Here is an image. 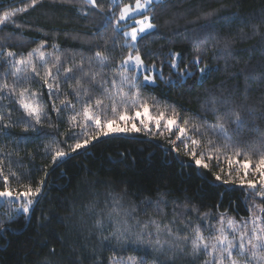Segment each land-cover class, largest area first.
I'll list each match as a JSON object with an SVG mask.
<instances>
[{"label":"trees","instance_id":"16d2710c","mask_svg":"<svg viewBox=\"0 0 264 264\" xmlns=\"http://www.w3.org/2000/svg\"><path fill=\"white\" fill-rule=\"evenodd\" d=\"M31 2L0 0V14L27 8L0 23V53L12 51L16 53V59L31 60L39 65V51L32 56L29 53L40 49L43 42L45 46L40 51L50 55L46 56L47 64L40 68L41 74L60 56L63 61L61 76L64 68L80 64L82 58L84 72L97 75L95 85L81 81L83 88L79 102L75 95L77 80L83 76L79 71L74 79L61 80V91L54 101L48 98L47 88L41 87L43 81L39 77L33 82H16L17 93L25 88L40 92L47 105L46 117L40 125H35L34 120L29 121L35 130L32 127L25 130L23 111L15 102L16 98L8 96V89L0 93V190L4 188V176L9 177L8 185L12 190L21 192L27 187L34 190L41 186L42 180L45 181L30 215L11 204L0 206V264H97L100 260L109 264L113 256H143L145 264H154L153 257L157 253L151 250L144 256L143 248L121 251L114 238L104 240L112 228L106 222L105 230H101L96 227V221L101 214L106 218L112 197L120 198L126 208H132L136 205L146 207L142 201H155L163 196L169 201V219L171 201H176L181 211L185 207L199 210L198 213L190 211L186 217L192 221V226L200 223L199 215L208 213L216 219L212 220L213 231H205L204 235L212 238L218 234L214 229L219 227L220 213L237 221L262 215L259 209L264 207V200L255 193L247 195L239 188L226 191L227 186L216 181L213 175L220 171L219 168L198 172L194 165L186 166L189 157L182 151L179 154L171 152L169 141L158 134L101 136L71 152L77 139L82 142L96 131L94 123L86 121L82 115L83 89H95L91 95L92 104L97 99H103L109 105L113 99L119 103L116 89L110 84L106 85L109 93L101 95V80L111 82L115 79L120 90L128 92V86L120 85V77L121 74L131 77L135 71L122 68L120 64L127 55L136 54V50L124 45L128 38L120 29L113 32V28L121 6L132 4L134 0H118L115 5L112 0H98L96 9L85 0H37L34 7H27ZM152 8L155 9L152 23L157 28L139 40L137 49L144 63L155 65L162 75H155L157 82L141 89L142 99L149 103L154 114L179 112L181 124L184 119H191L193 123H223L228 135L242 142L239 147L245 154L239 159H251L254 168L261 153L252 154L247 145L259 149L260 137L264 136V0H159ZM146 14L153 13L148 10ZM209 19L214 20L215 27L205 31ZM197 40L199 42L194 43ZM200 50H204V57L199 67L209 65L214 71L202 83L198 79L199 71L187 81L179 79L176 70L169 67L172 63L169 54L184 57L179 65L183 69ZM98 51L109 57L103 69L95 60L89 59ZM5 60L6 57L0 56V84L7 83L11 88L14 68ZM31 66H22L21 75ZM4 72L9 74L5 76ZM220 93L230 95L234 101L226 118L204 110V101ZM61 101H70L71 105L58 116L51 110V105L54 102L59 106ZM206 107L210 109L216 105ZM120 110H125V106L121 105ZM76 113H81L78 123L70 125V117ZM237 116L242 121L239 125L234 122ZM111 117V108L106 116L102 114V118ZM85 125L84 134L69 138L70 127L79 132ZM224 142L222 137L218 139V143ZM57 150L69 155L54 162L52 156ZM232 151L230 149L229 154ZM228 178L222 176V179ZM248 178L254 177L249 175ZM259 190L257 188V192ZM147 213L156 215L151 207L147 208ZM141 218L146 217L141 214ZM184 219V216L177 218V227H184ZM207 223L204 221L202 226ZM186 233L191 234L190 228L179 234ZM187 251L191 252L190 241ZM208 259L206 254H201L194 264H204ZM191 260L190 255H181L176 264H189ZM251 264L256 261L252 260Z\"/></svg>","mask_w":264,"mask_h":264},{"label":"snow or ice","instance_id":"6c2138e0","mask_svg":"<svg viewBox=\"0 0 264 264\" xmlns=\"http://www.w3.org/2000/svg\"><path fill=\"white\" fill-rule=\"evenodd\" d=\"M85 2L93 9L98 8V0H85ZM158 2L159 0H143V2L135 0V7L124 4L121 8L118 21L130 18L132 14L136 13H139L142 18L134 21L135 26H132L130 31H124L119 22L113 28V32L120 29L123 31L124 37H130L131 43L125 40L124 45L136 50V55L129 54L121 62L120 67L129 70L135 67L137 72L144 73H151L155 67V65L149 66L144 63L142 54L137 49V44L145 35H151L152 31L157 28V25L152 23V20L155 18V9L152 8V5ZM112 3L115 5L118 3V0H112ZM36 4L37 0H32L31 5L27 7H34ZM26 10L27 8L5 11L3 14H0V23L14 18L16 13ZM148 10H151L153 14L143 15V12ZM101 11L103 10L101 9ZM214 27V20L209 19L204 26V30L208 31ZM209 35H211L210 32ZM198 42V40L194 41V43ZM44 46L42 42L40 49ZM40 49L29 53V56H32L35 52L39 51V65L31 60L16 59V53L12 51L6 54L0 53V56L6 57L5 62L9 63V67L14 68V71L11 72V75L14 77L13 87L9 88L7 83L0 84V93L8 89V96L16 98L15 102L22 109L25 117V130L28 127H32L35 130L34 125L29 121L34 120L35 125L42 123L47 114V105L40 92H33L31 89L25 88L17 93L16 82H33L39 77L43 81L41 87L47 88L48 98L54 101L60 94L61 80L74 79L76 71H79L83 73V76L80 80H77V89L75 90L77 102L80 99V90L83 88L81 81L87 80L92 85H95L96 82L97 74L84 72L83 58L80 64L64 68L63 76H61L60 69L63 67V61L60 56H57L55 64L52 67L45 68L43 74H41L40 68L47 64L46 56L50 54H46L40 51ZM169 55L172 56V63L169 65L170 69L176 70L178 78L184 81L195 77L196 72L199 71L200 76L198 79L202 83L203 79L214 71L209 65H205L203 68L199 67L204 57V50L198 51L196 56L185 64L183 69H180L179 65L183 62L184 57L180 54L170 53ZM89 59L90 61L95 60L101 69L106 67L109 61V57L100 51L96 52L94 57ZM164 63H167V61ZM29 64L32 66L27 68V71L21 75L22 66L27 67ZM8 74V72L3 73L5 76ZM154 83L155 78L153 75H144L143 80H140L137 74H133L131 77L121 74L120 85L126 84L128 86V92H124L120 90L115 79L111 82L101 80L99 82V88L103 90L101 95L109 93V88L106 85L110 84L111 88L116 89V94L119 96V103L113 99L110 105L105 104L103 99H97L95 104L90 103L91 95L95 89L93 87L83 89L85 104L82 109V115L86 121L94 123L96 131L94 135L86 136L82 142L77 139V142L71 146V152L84 148L101 136H109L115 133L130 134L144 132L152 136L158 134L161 138L169 141L171 152L179 154L182 151L185 156L189 157L186 166L192 167L194 165L198 172L200 169L211 171L213 167L219 168L220 171L218 173L214 172L213 175L216 181H220L223 185L227 186L225 188L226 191H235L239 188L240 191H246L247 195L255 193L256 196L264 200V136L260 137L259 142L261 147L259 149L254 145H247L252 154L261 153L253 168L251 159H239L241 155L245 154L244 150L239 147L242 142L233 140L225 131L223 123L208 124L207 121L193 123L191 119H184L181 124V114L175 110L172 111L171 115H168L166 111L152 115L150 111L151 106L147 101L142 99L141 89L147 88ZM132 89H136V91L132 92ZM208 104L216 105V107L209 109L206 107ZM233 104L234 101L230 95L226 96L224 93H220L204 101V110L210 111L213 115L220 114L223 118H226L232 110ZM70 105V101H61L59 106L53 102L51 110L55 111L59 116L60 113L68 110ZM121 105L125 106V110H120ZM109 108H111L112 117L102 118V114L104 116L107 115ZM79 115L81 113H76L70 117V125L78 123ZM234 122L239 125L242 121L237 116ZM86 127L87 125L79 132L70 127L69 138L84 134ZM172 136H175L176 139H171ZM213 136L217 137V139H213ZM221 137L225 141L223 144L218 143V139ZM230 149L233 150L231 154H229ZM68 155L69 153L63 150H57L54 152L52 160L59 162ZM181 163L184 164L185 162L181 161ZM233 173H235L234 178ZM249 175L254 178L249 179ZM222 176L229 178L222 179ZM3 179L4 188L0 190V199H7L10 202L15 200L26 201L21 203L19 208L23 214L30 215L34 210L35 203L42 191L41 186L45 181L42 180L40 182L41 186H37L34 190L31 187H27L26 190L21 192L14 191L9 187L8 176H4ZM257 188L260 189L258 192ZM141 203L146 205V207L136 205L132 208H126L120 198L112 197L111 209L107 213L106 218L104 214H101V218L96 221V227L101 230H105L106 222L112 228L110 235L104 237L105 241L114 238L119 244L121 251L129 248L133 251H139L143 248L144 256L149 255L148 250H151L157 253L153 257L154 264H176L178 256L181 255L193 257V260L189 261V264H194V260L199 259L201 254H206L209 257L208 260L204 261V264H251L252 260H255L256 264H264V207L259 209L262 215H253L248 220L242 218L240 221H237L233 217H228L226 213H220L219 227L214 229L218 234L212 238L211 236L206 237L204 232L213 231L212 220L216 219L215 216L210 217L208 213L199 215L198 219L200 223L192 226V221L186 217L190 211L198 213V209L185 207L181 211L179 204L176 201H171L172 211L171 219H169V212L167 211L169 201L163 196L158 197L155 201L147 199ZM162 205L163 207H161ZM148 207L153 209L156 213L155 216L148 215ZM141 214L146 218L142 219ZM180 216L185 217L182 221L183 228L177 227V218ZM206 220L208 221L207 225L202 226ZM165 221L167 222L165 223ZM249 224L251 225L250 229ZM189 228L191 234L186 233L183 236L179 234ZM229 231L232 234L231 239H229ZM133 236L135 239H132ZM162 237L165 238L162 239ZM189 241L191 242L190 253L187 251ZM245 241H247V244ZM113 251H116V249H113ZM168 253H172V255L169 256L167 255ZM97 264H104V262L100 260ZM109 264H145V259L143 256L139 258L136 256L127 258L113 256L109 259Z\"/></svg>","mask_w":264,"mask_h":264},{"label":"rangeland","instance_id":"374dc122","mask_svg":"<svg viewBox=\"0 0 264 264\" xmlns=\"http://www.w3.org/2000/svg\"><path fill=\"white\" fill-rule=\"evenodd\" d=\"M141 2H143V0H141ZM126 4H128V5H130L131 7H135V0H134V2L132 3V4H129V3H126ZM124 5V4H123ZM123 6H121V8H122ZM121 8H120V10H121ZM120 13V12H119ZM120 15V14H119ZM143 15H148V14H146V11H144L143 12ZM119 17V16H118ZM140 18H142L141 16H140V14L139 13H136V14H132L131 15V17L130 18H126L125 20H123V21H118V19H117V22H119L120 23V25H121V28H123L124 29V31H130V28L132 27V26H135V24H134V21L136 20V19H140ZM116 22V23H117ZM122 33H123V31H122ZM128 38V41L131 43V38L130 37H127ZM131 55H133V54H131ZM136 54H134L133 56H135ZM128 56V55H127ZM126 56V57H127ZM125 59V58H124ZM123 59V60H124ZM152 64H149V66H151ZM126 69V68H125ZM133 69V71H135V74H137V75H139V78H140V80H143V77H144V75H153L154 76V78H155V75H158V76H161L162 75V73H161V70H159L158 68H156V67H154L153 69H152V72L151 73H144V72H137V69L135 68V67H133L132 68ZM157 81L155 80V83H156ZM126 85V84H125ZM127 86V85H126ZM151 114L152 115H156V114H154V113H152L151 112ZM155 130V129H154ZM115 134H122V133H115ZM23 202H26V201H24V200H15V201H13V202H10L9 200H7V199H0V206L1 205H3V204H11V206L12 207H14L15 209H17V210H20V211H22L20 208H19V205L21 204V203H23Z\"/></svg>","mask_w":264,"mask_h":264}]
</instances>
